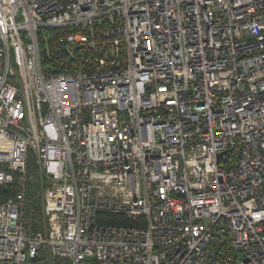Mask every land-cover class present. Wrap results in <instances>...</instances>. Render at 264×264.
<instances>
[{"label": "built area", "instance_id": "built-area-1", "mask_svg": "<svg viewBox=\"0 0 264 264\" xmlns=\"http://www.w3.org/2000/svg\"><path fill=\"white\" fill-rule=\"evenodd\" d=\"M0 264H264V0H0Z\"/></svg>", "mask_w": 264, "mask_h": 264}]
</instances>
